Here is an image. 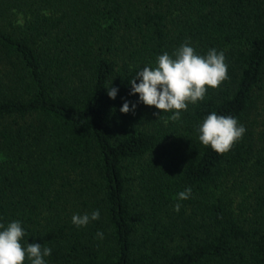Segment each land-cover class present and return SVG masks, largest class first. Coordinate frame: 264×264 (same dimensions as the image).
<instances>
[{
    "label": "trees",
    "instance_id": "16d2710c",
    "mask_svg": "<svg viewBox=\"0 0 264 264\" xmlns=\"http://www.w3.org/2000/svg\"><path fill=\"white\" fill-rule=\"evenodd\" d=\"M186 42L223 52L228 79L171 121L129 81ZM263 83L264 0H0V224L51 248L45 264H264V197L243 219L216 196L253 158ZM213 112L246 129L222 155L198 138ZM146 158L139 210L124 168Z\"/></svg>",
    "mask_w": 264,
    "mask_h": 264
},
{
    "label": "clouds",
    "instance_id": "9594fccd",
    "mask_svg": "<svg viewBox=\"0 0 264 264\" xmlns=\"http://www.w3.org/2000/svg\"><path fill=\"white\" fill-rule=\"evenodd\" d=\"M228 67L223 52L215 49L208 51L206 56L196 54L187 42L182 44L172 56L164 52L157 58L156 67H143L129 81L130 95H139V101L145 106L155 107L162 113L172 112L168 120L179 121L181 112L187 111L189 104L195 105L202 101L208 89H216L228 79ZM137 79L140 83L137 84ZM118 89H107L109 98L115 99ZM136 104H132L131 111H135ZM121 113L130 111L129 102H125ZM167 123V121H165ZM246 129L236 118L220 116L215 112L209 114L198 126L199 141L205 147H210L218 154L230 151L239 141ZM192 189L186 187L177 194L173 210L179 212L181 201L191 197ZM100 219L99 209L91 214H75L72 223L76 227H86L90 222ZM0 264H24L27 258L30 264H45V257H49L52 249L33 243L22 246L21 240L25 231L19 221L11 222L5 227L0 224ZM97 237L103 239V233L97 232Z\"/></svg>",
    "mask_w": 264,
    "mask_h": 264
},
{
    "label": "rangeland",
    "instance_id": "374dc122",
    "mask_svg": "<svg viewBox=\"0 0 264 264\" xmlns=\"http://www.w3.org/2000/svg\"><path fill=\"white\" fill-rule=\"evenodd\" d=\"M147 66L156 67V65ZM258 95L260 99L257 108L251 112L248 123L254 133L255 152L253 158L246 168L238 169L226 177L216 190V196L232 204L235 213L243 219L253 217L258 206V199L264 197V83ZM148 162L149 158L138 162L127 161L124 168L129 194L136 199L139 210H142V204L144 205L145 193L142 176ZM163 215L165 216V213ZM141 226L139 223L138 240H141L143 233Z\"/></svg>",
    "mask_w": 264,
    "mask_h": 264
}]
</instances>
